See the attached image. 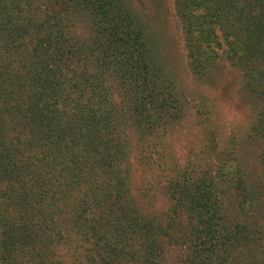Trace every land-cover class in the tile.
I'll return each instance as SVG.
<instances>
[{
  "label": "trees",
  "instance_id": "obj_1",
  "mask_svg": "<svg viewBox=\"0 0 264 264\" xmlns=\"http://www.w3.org/2000/svg\"><path fill=\"white\" fill-rule=\"evenodd\" d=\"M174 3L191 73L207 77L225 57L261 103L264 139V0ZM84 19L95 34L80 41L71 27ZM164 72L125 0H0V264H264V234L248 223L264 202V147L259 184L235 156L219 167L234 216L210 172L171 182L165 223L138 212L130 140L118 137L127 105L144 131L181 117ZM89 208L99 214L83 220Z\"/></svg>",
  "mask_w": 264,
  "mask_h": 264
},
{
  "label": "rangeland",
  "instance_id": "obj_2",
  "mask_svg": "<svg viewBox=\"0 0 264 264\" xmlns=\"http://www.w3.org/2000/svg\"><path fill=\"white\" fill-rule=\"evenodd\" d=\"M174 1L125 0L143 26L164 67L165 78L176 87L182 104V114L177 121L145 131L130 121L132 111L127 105L128 132L124 134L122 131L118 137L121 142L125 138L130 140V190L137 210L161 224L172 216L173 203L169 194L174 183L171 182L180 179L185 172L195 177L206 172L216 175L217 180L216 176L211 178L207 174V177L212 182H219L226 213L234 216L237 202L231 196L233 192L223 187L225 182L219 167L232 162L235 156V163L245 168L241 167V171L246 173L244 177L249 184H256L262 177L257 160L264 147V139L253 129L261 103L247 94L241 72L222 56L207 77L199 78L191 73ZM71 29L80 41L95 34V26L87 19ZM111 85L115 103L124 107L125 97L119 85ZM214 190L218 192V188L214 187ZM89 209L83 220L98 216L93 208ZM248 223L264 234V202L256 207L254 214H250ZM185 224V220L179 218L172 223V228L177 232ZM177 235L180 236V232ZM175 241L180 242L174 233L169 242L175 245Z\"/></svg>",
  "mask_w": 264,
  "mask_h": 264
}]
</instances>
